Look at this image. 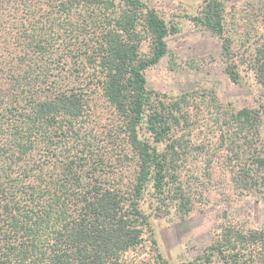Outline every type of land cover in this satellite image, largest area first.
Wrapping results in <instances>:
<instances>
[{
    "label": "trees",
    "instance_id": "1",
    "mask_svg": "<svg viewBox=\"0 0 264 264\" xmlns=\"http://www.w3.org/2000/svg\"><path fill=\"white\" fill-rule=\"evenodd\" d=\"M225 12V0H204L192 19L222 38L231 81L243 84L247 65L264 88V42L237 50ZM179 30L144 0H0V264H130L146 241L145 264H176L159 250L153 215L188 217L209 184L263 190L264 103L224 108L215 90L148 86ZM250 41L248 32L242 48ZM76 55L122 122L126 150L110 167L91 146L67 144L90 109L91 86L60 77ZM196 108L216 141L195 138ZM217 229L204 253L179 264H264L263 229L227 212Z\"/></svg>",
    "mask_w": 264,
    "mask_h": 264
},
{
    "label": "rangeland",
    "instance_id": "2",
    "mask_svg": "<svg viewBox=\"0 0 264 264\" xmlns=\"http://www.w3.org/2000/svg\"><path fill=\"white\" fill-rule=\"evenodd\" d=\"M144 1L157 8L167 21H175L180 27L177 33L168 38L171 53L147 70L150 88L170 95L215 90L216 97L224 108L258 107L264 103V88L256 83L254 74L247 65L241 66L244 83L240 85L231 81L224 71L222 38L211 34L193 21L192 17L199 14L204 0ZM225 2L224 36H233L236 49L248 48L247 53H250L252 45L264 42V0ZM248 32L251 41L242 48V38L247 37ZM77 60H80L77 55L67 61L64 59L65 64L61 63L59 67L60 77L62 84L69 88L91 86L88 87L87 96L90 109L80 122L79 133H72L67 144L72 145L74 150H81L85 144L91 146L110 167L115 158H119L126 150V141L121 130L122 122L114 107L103 97L101 88L97 86L98 80L96 75H93V68L79 66ZM193 112L192 130L195 138L198 141L204 139L210 142L208 138L211 137L216 141L218 136L206 129L209 120L206 113L198 108ZM262 135L264 137V118ZM40 156L38 153L37 157ZM222 171L217 167L216 177L220 176ZM219 186H201L202 199H197L195 209L186 218L177 215L151 217L153 236L157 240L159 250L171 262L179 264L204 253L215 238L219 216L224 212L246 227L264 230V188L261 192L238 196L229 185L226 184L221 189ZM147 238L150 236L147 235ZM149 244L146 241L140 249L129 252L127 261L130 264H145L150 256Z\"/></svg>",
    "mask_w": 264,
    "mask_h": 264
}]
</instances>
